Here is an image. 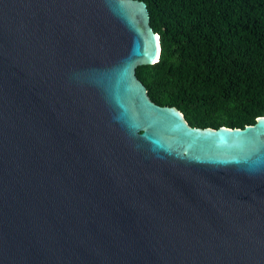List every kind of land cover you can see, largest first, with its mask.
<instances>
[{
	"label": "water",
	"instance_id": "1",
	"mask_svg": "<svg viewBox=\"0 0 264 264\" xmlns=\"http://www.w3.org/2000/svg\"><path fill=\"white\" fill-rule=\"evenodd\" d=\"M143 0H0V264H264V115L153 102Z\"/></svg>",
	"mask_w": 264,
	"mask_h": 264
},
{
	"label": "trees",
	"instance_id": "2",
	"mask_svg": "<svg viewBox=\"0 0 264 264\" xmlns=\"http://www.w3.org/2000/svg\"><path fill=\"white\" fill-rule=\"evenodd\" d=\"M157 62L136 68L150 99L192 126L243 127L264 115V0H143Z\"/></svg>",
	"mask_w": 264,
	"mask_h": 264
}]
</instances>
